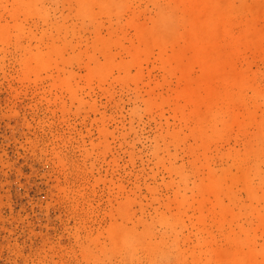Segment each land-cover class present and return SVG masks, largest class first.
I'll use <instances>...</instances> for the list:
<instances>
[{"label":"rangeland","instance_id":"obj_1","mask_svg":"<svg viewBox=\"0 0 264 264\" xmlns=\"http://www.w3.org/2000/svg\"><path fill=\"white\" fill-rule=\"evenodd\" d=\"M0 264H264V0H0Z\"/></svg>","mask_w":264,"mask_h":264}]
</instances>
